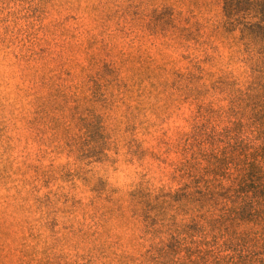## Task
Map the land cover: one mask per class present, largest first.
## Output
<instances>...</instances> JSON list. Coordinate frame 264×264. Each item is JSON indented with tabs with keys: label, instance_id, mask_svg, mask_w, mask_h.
<instances>
[{
	"label": "rangeland",
	"instance_id": "1",
	"mask_svg": "<svg viewBox=\"0 0 264 264\" xmlns=\"http://www.w3.org/2000/svg\"><path fill=\"white\" fill-rule=\"evenodd\" d=\"M224 19L0 0V264H264V41Z\"/></svg>",
	"mask_w": 264,
	"mask_h": 264
},
{
	"label": "trees",
	"instance_id": "2",
	"mask_svg": "<svg viewBox=\"0 0 264 264\" xmlns=\"http://www.w3.org/2000/svg\"><path fill=\"white\" fill-rule=\"evenodd\" d=\"M222 12L224 14V24L227 30H238L241 35L249 37L250 40L261 44L264 41V0H221ZM252 10H257L263 16L258 20L247 22L240 20L238 13ZM264 50V45H260Z\"/></svg>",
	"mask_w": 264,
	"mask_h": 264
}]
</instances>
